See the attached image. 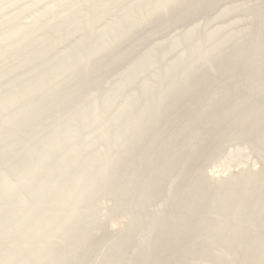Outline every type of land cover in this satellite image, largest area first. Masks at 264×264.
Segmentation results:
<instances>
[{
	"label": "rangeland",
	"instance_id": "rangeland-1",
	"mask_svg": "<svg viewBox=\"0 0 264 264\" xmlns=\"http://www.w3.org/2000/svg\"><path fill=\"white\" fill-rule=\"evenodd\" d=\"M154 1L0 0V264H155L173 253L155 256L157 249H150L144 257L139 254L166 224L164 218L154 232L102 238L103 227L116 220L131 222L138 213L147 225L152 213L166 209L167 203L151 195L149 208L141 210L142 197L123 192L114 198L113 191L126 186L135 190L139 184L120 178L100 189L96 178L102 169L96 168L120 157L122 130L140 111L137 100L145 88H167L172 77L180 74L175 65L186 58L183 55L196 60L215 44L199 36H220L227 30L238 33L242 16H223L232 6L223 1L208 17L173 24L161 34L146 30L147 39L133 44L132 52L129 42L119 47L110 61L116 62L123 48L127 49L125 57L96 78L93 73L108 63H92L91 58L162 0ZM194 29L203 34L193 33L189 40L177 38ZM196 42L204 46L199 49ZM171 67L175 74L166 75ZM66 84L72 88L64 89ZM237 131L226 130L218 142L212 138V148L203 159L187 165L186 179L197 170L216 180L260 171L264 163L258 149L248 142L249 135ZM137 170L132 175L140 177L143 172ZM164 185L166 190L168 183ZM181 192L175 191L165 216L190 227H184L183 236L167 230L175 246L188 242L196 234L198 221L206 217L203 212L196 217L184 215L190 199L177 205ZM86 216V226L76 231L72 226L69 231V226L80 225L77 222ZM87 239L91 245L80 244ZM194 248L199 253L200 246ZM229 254L223 256L231 258ZM191 261L221 264L196 255Z\"/></svg>",
	"mask_w": 264,
	"mask_h": 264
},
{
	"label": "bare ground",
	"instance_id": "bare-ground-1",
	"mask_svg": "<svg viewBox=\"0 0 264 264\" xmlns=\"http://www.w3.org/2000/svg\"><path fill=\"white\" fill-rule=\"evenodd\" d=\"M223 1L232 4L223 16H242L243 20H237L242 29L238 33L227 30L229 33L225 31L220 36L211 32L208 37L206 33L196 32L197 29L179 34L181 36L177 38L189 40L193 39V33H202L205 38L203 35L199 38L215 44L209 45L206 53L199 50L202 54L197 55L196 60L191 57V62L190 55H183L185 60L180 59L181 62L175 65L180 74L172 77L167 88L161 91L145 88L137 100L141 104L140 111L137 107V112L122 130L124 149L118 154L120 157L96 168L102 169V174L96 178L100 189L120 178L139 184L135 190L126 186L113 191L111 196L114 198L123 192L133 193L143 199L141 210L149 208L148 197L151 195L166 201V209L155 210L147 225L141 222L138 213L131 222L116 220L102 228L103 239H123L129 232H154V227L164 218L166 224L158 228L154 237L139 251L141 257L148 255L150 249L154 252L157 249L155 256L173 251L166 260H156L155 264H173L175 261L194 264L191 261L194 255L216 259L221 264H264V165L258 172H241L226 180H216L198 170L192 177H185L187 165L203 159L208 148H212V138L218 142L231 128L245 134L243 136L249 135L248 142L258 149L259 158L264 163V0H162L154 3L152 10L144 11L143 19L116 35L110 46L91 58L92 63H108L103 70L93 73L99 78L108 65L125 57L127 49L123 48L115 57L116 62L110 61L119 47L129 42V52H132L136 49H132L133 44H139L146 37V30L155 35L173 24L191 22L199 16L208 17L211 11L217 10V5L224 4ZM200 45L196 42L199 49ZM173 69L171 67L166 75H174ZM71 88L70 84L64 85L66 90ZM137 169L143 172L140 177L132 175ZM165 183L168 188L163 190ZM178 188L182 196L177 198V205L183 199H190L184 215L196 217L203 212L206 217L198 221V229H194L196 234L188 242L175 246L169 234L183 236L185 226L180 224L182 220L176 222L165 216L170 213ZM88 219V216L82 217L77 222L80 225L69 226V231L72 226L74 231L86 226ZM80 244L91 245L92 241L87 239ZM213 245L214 250L211 249ZM194 247L199 248V253H194ZM224 252L231 253V258L223 256Z\"/></svg>",
	"mask_w": 264,
	"mask_h": 264
}]
</instances>
